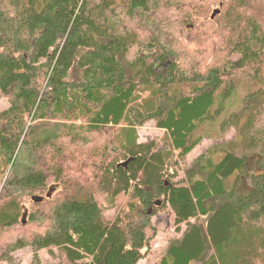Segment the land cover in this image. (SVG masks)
Wrapping results in <instances>:
<instances>
[{"label":"trees","instance_id":"1","mask_svg":"<svg viewBox=\"0 0 264 264\" xmlns=\"http://www.w3.org/2000/svg\"><path fill=\"white\" fill-rule=\"evenodd\" d=\"M179 1L0 0V264L26 248L29 264L41 250L54 264H138L167 210L155 264H264V29L245 0L223 14L220 2L217 31L186 37L209 43L204 62L172 31H197L206 2L184 0L174 23ZM237 76L257 89L214 126ZM149 122L163 135L139 142ZM206 125L218 142L174 181Z\"/></svg>","mask_w":264,"mask_h":264},{"label":"rangeland","instance_id":"2","mask_svg":"<svg viewBox=\"0 0 264 264\" xmlns=\"http://www.w3.org/2000/svg\"><path fill=\"white\" fill-rule=\"evenodd\" d=\"M228 0H205V4L202 5L203 9L200 15H194L191 14V21H189L190 25L192 24L195 26L197 31H189L185 29V26L183 25L181 29H185L181 33L178 32L177 28H174L172 31V34L174 37L178 38V43L181 48H186L188 51L197 50V52H204L201 56L203 61L211 60V50L209 43H205L203 46L191 44L188 45V40L186 39L187 35L192 33L196 37L200 36H207L210 37L212 33L217 31L218 27H220L221 23V17L216 18L214 21L210 22L209 17L211 14L214 13V11L219 8V3H223V10L221 9L222 14L225 12L226 4ZM248 2V6L246 8L240 9L242 13L246 15H250L252 17L257 18L258 22L261 24L262 28L264 29V0H245ZM184 0L179 1L177 5H174L170 8L171 13V19L174 23H177V21L180 18V11L183 7ZM188 5V4H187ZM168 8V10H169ZM207 31V34L205 35H198V31ZM220 31V30H219ZM218 31V32H219ZM201 54V53H200ZM204 57V58H203ZM238 79V89L231 95L229 99L226 100L224 105H220L219 103H216L214 107L212 108L211 112L214 115V121L213 125L216 126L220 121H222L224 118L229 116L231 113L236 112L240 109L242 105V100L251 92L256 91L257 88L249 87L245 77L237 76ZM7 101L0 95V111L4 110L7 107ZM138 133V141L139 142H147L151 140H156L157 142L161 139V136L163 135V132L158 130L154 123L149 122L146 123L143 127L139 128L137 130ZM204 133L206 137L203 138L201 143L195 147V149L190 153L187 158L182 162L178 161L180 168L177 170V178L174 181H181L184 178L182 170L185 169V167H188L189 164L197 158L200 154L205 152L209 147L216 144L218 142L217 137L214 135V129L212 131V128L210 126H204L200 129L199 134L204 136ZM232 135V131H229L228 134L225 136V140L230 138ZM188 165V166H186ZM233 177L228 179L226 181V186H229ZM249 189V186H248ZM241 193H244L242 190ZM97 200L99 203L102 202V199L100 196H97ZM221 202H224V200H221ZM29 204V203H28ZM23 209H27V204H24ZM105 218L111 220L115 216L114 211H105L104 212ZM173 214L167 210L158 213L153 217V225L156 229V237L151 243V250L148 253L147 257L140 261L138 264H155L157 261V257L160 255L162 250L164 249L167 240L173 236L174 226H173ZM39 257L43 264H54L57 263V259H54L50 256L48 250H41L39 251ZM32 252L30 249L26 248L23 250H19L15 253H13V264H29L30 258H31ZM7 264V263H2Z\"/></svg>","mask_w":264,"mask_h":264},{"label":"water","instance_id":"3","mask_svg":"<svg viewBox=\"0 0 264 264\" xmlns=\"http://www.w3.org/2000/svg\"><path fill=\"white\" fill-rule=\"evenodd\" d=\"M216 14H218V10L217 11H214V13L212 14V17H214ZM33 201H36V198H33Z\"/></svg>","mask_w":264,"mask_h":264}]
</instances>
